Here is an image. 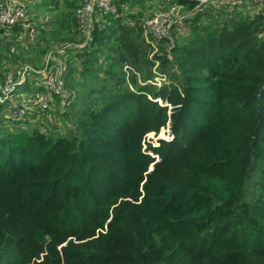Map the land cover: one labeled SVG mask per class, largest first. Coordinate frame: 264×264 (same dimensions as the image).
Segmentation results:
<instances>
[{"label":"trees","instance_id":"obj_1","mask_svg":"<svg viewBox=\"0 0 264 264\" xmlns=\"http://www.w3.org/2000/svg\"><path fill=\"white\" fill-rule=\"evenodd\" d=\"M126 1L95 9L77 52L82 73L97 52L106 64L74 131L0 133V264H264V182H250L264 177V13L205 23L196 9L171 57L149 59ZM77 5L57 26L75 44ZM140 58L167 81L125 85L116 64Z\"/></svg>","mask_w":264,"mask_h":264},{"label":"rangeland","instance_id":"obj_2","mask_svg":"<svg viewBox=\"0 0 264 264\" xmlns=\"http://www.w3.org/2000/svg\"><path fill=\"white\" fill-rule=\"evenodd\" d=\"M81 1L82 0H76L77 3ZM115 1L117 2L118 0ZM171 2L173 1L127 0L120 6L123 15L127 18L131 17L132 14H141H139V21L143 29L142 34L150 45L147 52V57L149 59L165 51L169 57H171V53L169 52L171 44L176 39L191 34L192 19L196 15V9L190 10V8L186 7L179 13L170 12L169 8L170 4H172ZM30 6L31 4L27 2L25 7L26 11ZM233 12L244 17H252L257 12L264 13V4H256L251 0H236L224 4L208 6L205 7L204 10H199V13H201L200 19L205 23H211L216 18L220 22L226 14ZM27 14L28 13H25V16H27ZM162 17H167L170 22L169 32L166 40L155 42L148 32L149 30H145V25L150 19H158V23H160ZM27 21L28 20L22 19L19 23L21 24ZM30 21L34 23L36 27L34 40H30L27 36L25 26L20 31L14 32L10 28H7L4 33H0V73L18 79V71L24 64L40 66L45 58L46 61L53 64L55 67L57 66L58 71L61 70L64 80L63 93L55 97L51 109L48 111L34 110L35 107L32 103L34 87L26 83V87L19 89L15 97V99L19 101L17 105L21 108L16 110L18 114L15 116L13 110L10 108L5 111L6 113H0V133L2 131L21 129L23 127L38 126L47 133L69 135L74 131L76 122V96L86 83L95 81L98 75L103 74L106 59H104L101 52L95 53L96 58L92 66H90L91 74L82 73L83 66L81 57L78 56L77 52L87 43H83L87 37L86 33L82 30L83 38L78 40V33L74 32L72 36V33H68L66 30H61L55 26V22V24L50 23L49 27V22L46 24L47 22H44V20L40 21L38 18L35 20V17ZM41 23L43 24L41 25ZM73 37L78 38L76 44L75 42H70V40L64 41V39ZM149 61L151 62L152 60ZM175 68L176 66L172 67V69ZM116 69L120 79L130 88H134L136 84H144L146 82L159 86L164 81H167L166 76L161 72V64H159L157 59L153 60V64L143 62L142 58H140L138 63H134L133 61H129L128 63H117ZM32 76L34 82L38 80V78L35 79L34 75L30 76L31 79ZM0 78L2 79V77ZM27 106H30V109H26ZM159 137H170L168 127L161 128L157 135L153 133L147 134V139L151 140L153 143H156ZM255 180L264 182V177L255 174L250 179V182H254ZM248 189H254L252 183L248 185Z\"/></svg>","mask_w":264,"mask_h":264},{"label":"built area","instance_id":"obj_3","mask_svg":"<svg viewBox=\"0 0 264 264\" xmlns=\"http://www.w3.org/2000/svg\"><path fill=\"white\" fill-rule=\"evenodd\" d=\"M169 11L179 13L182 9L186 8V3L193 1L195 3L193 9L204 10L205 7L224 4L227 2H233L236 0H172ZM256 4H264V0H251ZM26 4L23 0H0V33L4 29L13 27L24 19L26 13ZM95 9H100L103 12H114L116 10L114 0H82L78 3L74 15L79 27L86 33V39H89L90 30L92 27V18ZM190 10H192L190 8ZM168 11V12H169ZM166 12V13H168ZM181 17V15H180ZM25 25L27 36L30 40H34L36 27L34 23H31L28 19ZM170 22L167 17H162L160 23L158 19H150L146 22L145 30L151 34L152 39L155 42L160 41L162 38L168 35ZM48 61H45L43 65L34 66L24 64L18 71V79L10 75L0 73V107L2 110L8 108L13 110V113L18 114L16 110L21 109L17 105L19 101L15 99L19 86H23L26 83L31 84L34 87L33 106L34 110L48 111L51 109L52 103L58 95L63 93L64 80L61 70L58 71V67ZM31 75H34L35 79ZM21 103V102H20ZM25 105V104H23ZM17 108V109H16ZM30 109L27 106L26 109Z\"/></svg>","mask_w":264,"mask_h":264},{"label":"crops","instance_id":"obj_4","mask_svg":"<svg viewBox=\"0 0 264 264\" xmlns=\"http://www.w3.org/2000/svg\"><path fill=\"white\" fill-rule=\"evenodd\" d=\"M23 1H25L26 4H27V2L29 4H31L30 8L27 9V11H26V13H28V14L24 19L25 20H28V19L31 20L32 18L35 17V20H37V18L40 21L44 20V22H47L46 24H48V22H49V24H48L49 27H50V23H53V24L56 23L55 26L59 27V22L65 21V17H66L65 14L70 9V7L68 6V2L70 0H23ZM26 24H27V22H25V23L22 22L21 28L23 29V27ZM42 24L43 23H41V25ZM55 26H54V28H55ZM45 61H46V59L44 58L41 65H43L45 63ZM29 86H30V84H29ZM25 87L26 86L23 85V86H20V88H18V89L25 88ZM1 108H3V107H0V113L6 111V109L2 110Z\"/></svg>","mask_w":264,"mask_h":264}]
</instances>
